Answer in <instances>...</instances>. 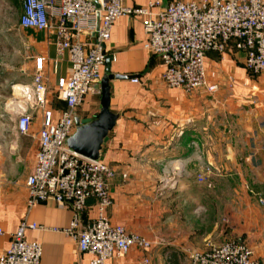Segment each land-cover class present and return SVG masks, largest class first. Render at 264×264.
I'll use <instances>...</instances> for the list:
<instances>
[{
	"label": "crops",
	"instance_id": "1",
	"mask_svg": "<svg viewBox=\"0 0 264 264\" xmlns=\"http://www.w3.org/2000/svg\"><path fill=\"white\" fill-rule=\"evenodd\" d=\"M153 1L123 4L146 6ZM164 1L176 0H161L162 7ZM22 12L19 0H0V99L12 93L16 111L33 119L27 136L16 134L13 154L16 149L18 157L9 159L12 167L7 171L8 160L0 155V256L24 220L38 226L26 230L24 237L41 244V264H89L91 257L79 254L65 231L73 216L68 204L47 201L27 207L25 181L34 163L42 114L49 110L54 121L64 110L56 90L69 75L70 63L66 52L58 53L54 33L20 26ZM92 37L82 35L81 41ZM145 40L141 20L123 17L114 23L105 45L110 72L132 78L109 83L110 110L119 117L101 160L115 173L106 216L154 244L106 264H191L190 252L232 239L251 248V231L257 240L264 233V72L250 75L244 53L229 45L223 53L205 55L206 85L215 89L185 93L163 83L164 67L143 49ZM39 58L47 104L32 110L23 87H32ZM17 86L22 91H15ZM98 105L99 95H89L76 115L94 118ZM15 165L19 169L13 180L7 173ZM87 206L81 226L96 216L93 201Z\"/></svg>",
	"mask_w": 264,
	"mask_h": 264
},
{
	"label": "built area",
	"instance_id": "2",
	"mask_svg": "<svg viewBox=\"0 0 264 264\" xmlns=\"http://www.w3.org/2000/svg\"><path fill=\"white\" fill-rule=\"evenodd\" d=\"M19 1L23 10L20 26L54 33L58 53L66 52L70 63L69 75L60 80L56 90L64 110L54 121L49 110L42 114L34 163L25 181L27 207L47 201L68 204L73 216L65 231L75 241L77 252L91 257L89 264H106L134 248L149 250L152 241L112 224L106 216L113 169L102 160H88L65 146L75 131L76 109L89 95H99L107 58L105 45L112 27L120 18H139L146 34L143 49L161 61V79L167 87L185 93L205 87L213 90L215 86L206 85L204 59L208 52L223 53L232 45L244 53L246 71L255 75L264 72V0H176L166 8L161 0L135 7L125 6L123 0H97L99 9L90 0ZM85 34L93 35L92 40L81 41ZM42 66L43 60L37 59L32 87H23L32 107L47 104ZM17 116L16 131L27 136L32 116L23 111ZM198 181H204L203 177ZM89 201L94 203L96 216L81 226L80 215ZM36 228V224L22 220L0 256V264H41V244L24 237L26 230ZM188 259L191 264H258L253 250L236 240L210 245L200 253L190 252Z\"/></svg>",
	"mask_w": 264,
	"mask_h": 264
},
{
	"label": "water",
	"instance_id": "3",
	"mask_svg": "<svg viewBox=\"0 0 264 264\" xmlns=\"http://www.w3.org/2000/svg\"><path fill=\"white\" fill-rule=\"evenodd\" d=\"M99 9L97 0H90ZM163 8L167 2H163ZM98 30V25L96 27ZM111 58H106L105 69L99 84L98 112L94 118H80L74 115L75 131L65 141L67 149L83 158L92 161L101 160L103 146L108 135L115 127L118 115L110 110V86L112 80H129L132 76L114 75L110 72Z\"/></svg>",
	"mask_w": 264,
	"mask_h": 264
},
{
	"label": "rangeland",
	"instance_id": "4",
	"mask_svg": "<svg viewBox=\"0 0 264 264\" xmlns=\"http://www.w3.org/2000/svg\"><path fill=\"white\" fill-rule=\"evenodd\" d=\"M6 91V90H5ZM13 94L8 92L7 95H5L2 99H0V148L3 150V153L0 151V155H3L4 159L8 160V162H5V170L7 171L10 169L9 164L12 163L9 161V159L13 160V158H17V150L15 149L14 154H13V147H14V142L18 141V136H22L18 134L15 130H13V127L15 125V122L17 120V115L19 111H16L18 103H14L17 99H13ZM30 109L32 108V105L30 104L28 106ZM33 110V108H32ZM22 111H20L21 113ZM28 113V112H27ZM29 114V113H28ZM24 136V135H23ZM23 156V153L22 155ZM15 167V171L7 173V175L13 177V180L17 178V172H18V167ZM13 167V168H14ZM253 231H251L250 234V243H251V248L254 253V258L257 261L258 264H264V233L262 234L261 240H257V236L253 235ZM234 240V239H232ZM214 245V244H211ZM210 245L207 246V248ZM206 248V249H207Z\"/></svg>",
	"mask_w": 264,
	"mask_h": 264
},
{
	"label": "bare ground",
	"instance_id": "5",
	"mask_svg": "<svg viewBox=\"0 0 264 264\" xmlns=\"http://www.w3.org/2000/svg\"><path fill=\"white\" fill-rule=\"evenodd\" d=\"M15 91H17V92L22 91V87H18V86H17V87L15 88Z\"/></svg>",
	"mask_w": 264,
	"mask_h": 264
},
{
	"label": "trees",
	"instance_id": "6",
	"mask_svg": "<svg viewBox=\"0 0 264 264\" xmlns=\"http://www.w3.org/2000/svg\"><path fill=\"white\" fill-rule=\"evenodd\" d=\"M248 72V71H247ZM250 75H255V74H253V73H250V72H248Z\"/></svg>",
	"mask_w": 264,
	"mask_h": 264
}]
</instances>
